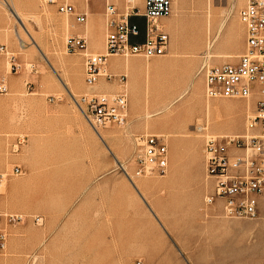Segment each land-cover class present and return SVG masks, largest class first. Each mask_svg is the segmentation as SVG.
I'll use <instances>...</instances> for the list:
<instances>
[{"label":"rangeland","instance_id":"374dc122","mask_svg":"<svg viewBox=\"0 0 264 264\" xmlns=\"http://www.w3.org/2000/svg\"><path fill=\"white\" fill-rule=\"evenodd\" d=\"M64 1L70 3L0 0V46L6 48L0 53V79L6 78L9 85L8 92H0V211L22 216L8 227L0 264H253L247 258L248 247L264 243V210L254 219L230 218L221 200L213 204L215 209L206 205L214 178L207 172L204 148L208 136L243 134L253 109L239 108L245 107L243 100L235 109L227 102L238 100H207L199 73L204 63L232 62L244 51L246 35L239 11L248 0H215L218 6L210 13L207 8L202 13L200 7L211 0H185L189 8L175 7L169 17L159 20L171 36L165 55L149 59L117 55L123 64L140 60L156 64L158 71H135L128 90L125 71L114 73L109 68L112 77L103 75L98 81L108 85L106 91L85 83L84 53L97 51L88 46L86 52H68L66 40L83 25L97 45L101 38L105 44L108 30L96 22L92 32L90 19L78 24L74 16L59 13L58 5ZM124 3H116L120 11ZM136 6L144 12L143 0ZM170 20L175 26H167ZM133 21L145 28V19ZM201 22L206 27L203 34ZM15 31H22L20 41L27 47H19ZM210 41L212 54L207 53ZM233 51L234 56H228ZM14 62L19 70H12ZM126 87L127 123L100 129L106 134L102 140L75 98L92 92L112 95ZM186 88L203 102L218 105L209 113L210 131L196 128L209 119L206 106L198 102L179 111L173 104L145 119L146 104L152 110L160 102V108ZM143 133L167 137L171 163L165 174L139 176L148 184L141 195L132 181L136 182V137ZM16 165L21 175L13 173Z\"/></svg>","mask_w":264,"mask_h":264},{"label":"built area","instance_id":"2783aa9c","mask_svg":"<svg viewBox=\"0 0 264 264\" xmlns=\"http://www.w3.org/2000/svg\"><path fill=\"white\" fill-rule=\"evenodd\" d=\"M48 1L55 3L56 0ZM173 4L174 0H143L144 12L139 13L134 0H125L122 11L116 2L106 0L105 26L108 32L105 51L84 53L86 85L98 83L109 56H142L149 59L165 55L171 37L159 20L172 14ZM58 11L74 16L78 24L87 22V15L78 14L75 6L67 1L58 5ZM239 17L246 35L243 53L232 62L216 65L204 63L199 73L204 79L207 98L246 101L250 103L253 115L247 117L243 134L208 136L205 139L207 172L214 178L213 192L205 202L212 205L221 200L228 217L254 219L258 217L264 199V0H248L239 11ZM132 18L145 19V28L131 21ZM66 49L71 53L86 52L88 42L84 36L75 34L67 38ZM5 50V46H0V53H5ZM12 65V70L21 67L15 62ZM111 77L105 73V78ZM8 91V81L1 78L0 92ZM75 102L96 132L111 125L127 123V88L112 95L96 92L84 94L80 99L75 98ZM136 143L135 177L162 175L168 171L170 154L164 134L143 133L136 137ZM12 171L16 175L23 173L20 166H14ZM125 173L133 180L126 170ZM21 220V215L0 211V253L6 248L8 227ZM35 220L42 223L40 217Z\"/></svg>","mask_w":264,"mask_h":264},{"label":"bare ground","instance_id":"6f19581e","mask_svg":"<svg viewBox=\"0 0 264 264\" xmlns=\"http://www.w3.org/2000/svg\"><path fill=\"white\" fill-rule=\"evenodd\" d=\"M116 1V3H118V0H115ZM138 0H134V3H136ZM125 4V3H124ZM194 6V5H193ZM217 7L218 5H216V3H215V0H211L209 3H208V5L206 6V5H201V11H202V13H205V9L207 8L208 10H209V13H210V10H211V8L212 7ZM179 8L180 10H182V11H184V10H186L187 8H189V5L187 4V2L185 1V0H174V4H173V9L174 8ZM177 10V9H176ZM208 15H210V14H208ZM20 18V17H19ZM210 19V18H209ZM208 19V20H209ZM210 21V20H209ZM174 22L172 21V20H170L169 22H168V24H167V26H169L170 24H173ZM224 23V22H223ZM174 24H176V23H174ZM173 24V25H174ZM22 26V25H21ZM67 26V25H66ZM68 26H69V23H68ZM175 26V25H174ZM102 27V26H101ZM199 29H200V31H201V33L203 34L204 33V31H205V22H201L200 24H199ZM23 28V27H22ZM23 30V29H22ZM25 30V29H24ZM23 30V33L24 34H27L25 31ZM177 32V31H176ZM208 32L210 33V30H208ZM22 33V31H15V36H16V38H17V41L19 42V47L20 48H25V47H27L26 45H24V44H22V42L20 41L21 39H22V37H23V34ZM178 34V33H177ZM176 34V35H177ZM84 37L86 38V40H87V42H88V46H89V48H91V47H97V46H101L102 47V45H104V43H103V39L101 38V42H100V45H99V43H98V45H97V42H96V37L94 36V35H92L90 32H88V30H85V32H84ZM217 37V36H216ZM217 38H219V37H217ZM214 40H215V38H214ZM213 41V40H212ZM174 42V41H173ZM172 42V43H173ZM215 43V42H214ZM7 44L9 45V44H11V42L8 40V42H7ZM174 45V44H173ZM214 45V44H213ZM237 45H239V43L237 44ZM207 47H208V50L209 51H207V53L208 54H210L211 52H210V50H211V41L209 42V45H207ZM237 47V46H236ZM175 48V47H174ZM178 49V48H177ZM88 51V50H87ZM8 52V51H7ZM212 54V53H211ZM234 51L233 52H231V53H229L228 54V56H234ZM7 56H8V54H7ZM10 56V55H9ZM205 57H206V55H205ZM117 66H122V67H124V71H125V75L129 78V81H128V83L126 82V84H127V87H128V90H129V83L130 84H133V82H134V72L135 71H143V72H145V73H151V72H154V71H158L157 70V67H156V64L154 65H152L151 63H142L140 60H136L135 62H134V64L132 65V63H125V64H123L122 63V61H119L117 64H116ZM172 65L173 64H171L170 66H169V68L170 67H172ZM110 66H111V63H110V61H108L107 63H106V65L104 66V77H105V73L106 74H108V69L110 68ZM190 69L192 68V64H190ZM107 69V70H106ZM8 74L10 73L9 71L7 72ZM11 80H13V78H10V81ZM104 80V79H103ZM190 85V84H189ZM189 85H188V88H189ZM110 86V85H109ZM89 87H92V86H89ZM94 88H97L99 91H103V90H105L106 91V89L108 88V85H106V83H101L100 85L98 84V83H96L94 86H93ZM111 87V86H110ZM126 87V88H127ZM188 88H186L184 91H183V93L178 97V98H176V99H171V100H169L168 101V103L167 104H164L163 106H161L160 108H159V104H160V102H158L157 104H155L153 107H152V110H151V107L148 105V104H146V106H145V113H146V116H145V119H149V118H152L153 116H155V115H157V114H159V113H161L162 111H164L163 109H167L168 108V106H170V105H175V108H176V111L178 110H180L181 108H184L185 107V105H191V106H193L194 104H196L197 102L198 103H200V104H204L205 106H206V116L207 117H209V113H210V110H211V107H213V108H215V109H218V105L217 104H214V105H212L211 104V102L210 101H207V100H213V99H207V100H205L204 102L202 101V98H200V97H198V95H196V94H194L193 95V93H192V91L190 92L189 90H188ZM96 89V90H97ZM132 89H133V87H132ZM112 90V89H111ZM111 90H109L110 92H111ZM69 91V93L73 96V93L70 91V90H68ZM190 92V93H189ZM103 93V92H102ZM107 93V92H106ZM87 94V93H86ZM104 94V93H103ZM109 94V93H108ZM204 95H205V93H204ZM178 96V95H177ZM176 96V97H177ZM74 97V96H73ZM140 99H142V97L141 96H138ZM75 98V97H74ZM196 99H198L197 101H196ZM230 100V99H229ZM219 101V100H218ZM239 100H238V102H234V101H228L227 102V106L229 107V108H234L235 109V107L236 108H238L240 105H239ZM216 103H217V101H216ZM241 103H243V101H241ZM245 103V102H244ZM243 103V104H244ZM242 104V105H243ZM239 105V106H238ZM186 106V107H187ZM220 107V106H219ZM239 108H244L245 110H247V111H250V110H252V107L250 106V103H245V107H239ZM220 109V108H219ZM243 109V110H244ZM223 110V109H222ZM239 110V109H238ZM242 110V109H241ZM217 111V110H216ZM230 111H231V109H230ZM246 111V112H247ZM217 113V112H216ZM200 119V118H199ZM217 120V119H216ZM233 120V119H232ZM207 121H208V123L207 124H205V125H203V123L202 122H200V124H198L197 125V130L198 131H200V132H204V131H210L209 130V128H210V125H211V119H210V117H209V119H207ZM234 121V120H233ZM236 122H238V121H236ZM192 126H194L193 124H191ZM216 125V124H215ZM237 125V124H236ZM216 127V126H215ZM237 127V126H236ZM216 129V128H215ZM214 129V130H215ZM231 129V128H230ZM188 130L189 131H193V129H191L190 127H188ZM235 132V131H234ZM97 134L99 135V137L102 139V140H104V138H105V133H101L100 131L98 132L97 131ZM126 174V173H125ZM135 179V178H134ZM137 179V180H136ZM136 179H135V181L136 182H134V181H132V184H133V186L141 193L144 189H145V187L148 185L146 182H144L143 180H141L139 177H136ZM200 190H202V189H200ZM141 195H143L142 193H141ZM144 197V196H143ZM214 208H215V206H214ZM217 208V207H216ZM254 224V223H253ZM241 226V225H240ZM258 226V225H257ZM245 227H247V228H250V227H252L253 229L255 228L254 226H252L251 224H246L245 225ZM262 227H263V230H264V224L262 225ZM244 228V227H243ZM252 228H250V229H252ZM256 228H258V227H256ZM252 229V230H253ZM261 229V228H260ZM248 241H249V239H248ZM251 244H253V243H251ZM248 255H247V258L248 259H250L249 260V263L251 262V260H252V263L253 264H264V243L263 242H261V243H254L253 245H250L249 247H248ZM243 251V250H242Z\"/></svg>","mask_w":264,"mask_h":264},{"label":"crops","instance_id":"0c3cea01","mask_svg":"<svg viewBox=\"0 0 264 264\" xmlns=\"http://www.w3.org/2000/svg\"><path fill=\"white\" fill-rule=\"evenodd\" d=\"M113 2H115L114 0H112ZM91 0L87 1V4H84L81 0H70V3L72 5L75 6L76 8V12L78 14H86L87 15V21L90 19L91 20V31L93 32L92 28H93V25L96 23V22H99L100 24V27L102 26L103 27V24L105 25V0L103 2V0H98L97 4L95 5H91ZM118 5V4H117ZM134 18L131 19V21H133ZM74 21H75V18H74ZM135 22V21H133ZM101 27V28H102ZM87 28H85L83 25H80L79 27H77L76 29V34L77 35H81L83 36L84 35V32ZM89 30V29H88ZM90 31V30H89ZM102 35H103V30H102ZM169 33V32H168ZM171 37V36H170ZM170 44H171V41H170ZM170 48V46H169ZM89 50L91 51H97V53H102L105 51V45H102L101 46H97V47H91L89 48ZM174 51L177 50V48H174L173 49ZM245 50V48H244ZM169 51V50H168ZM243 53V52H242ZM110 61L111 63V66H110V72H114V73H117V72H121L122 70H124V68L122 66H117L116 64L121 61L118 56H109L108 59H107V62ZM112 74V73H110ZM61 100V99H60ZM132 116H135V112H132ZM223 129H228V127H225ZM143 130V129H142ZM25 141V140H24ZM172 145H174V142H172ZM170 154V152H169ZM170 163H171V157H170ZM176 165V164H175ZM17 166V165H16ZM172 168L173 170H177L176 167L174 166V163L172 161ZM219 202V201H217ZM207 205V204H206ZM208 206V205H207ZM210 207H213L212 209H215L213 204L212 206ZM264 210V205L260 206V210H259V214L260 212H262ZM42 219V218H41ZM42 224V223H41ZM8 239V238H7Z\"/></svg>","mask_w":264,"mask_h":264}]
</instances>
